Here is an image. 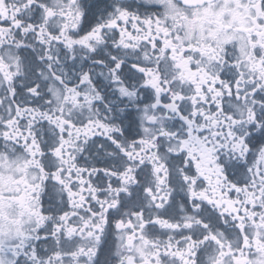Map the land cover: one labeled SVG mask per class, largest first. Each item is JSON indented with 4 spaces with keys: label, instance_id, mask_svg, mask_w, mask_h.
Returning <instances> with one entry per match:
<instances>
[{
    "label": "snow or ice",
    "instance_id": "6c2138e0",
    "mask_svg": "<svg viewBox=\"0 0 264 264\" xmlns=\"http://www.w3.org/2000/svg\"><path fill=\"white\" fill-rule=\"evenodd\" d=\"M0 264H264V0H0Z\"/></svg>",
    "mask_w": 264,
    "mask_h": 264
}]
</instances>
